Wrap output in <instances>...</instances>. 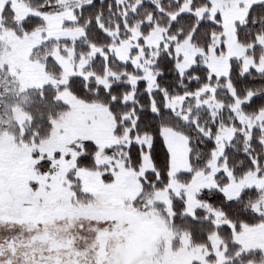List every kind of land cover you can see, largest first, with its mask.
Segmentation results:
<instances>
[{"label": "snow or ice", "instance_id": "6c2138e0", "mask_svg": "<svg viewBox=\"0 0 264 264\" xmlns=\"http://www.w3.org/2000/svg\"><path fill=\"white\" fill-rule=\"evenodd\" d=\"M0 264H264V0H0Z\"/></svg>", "mask_w": 264, "mask_h": 264}]
</instances>
